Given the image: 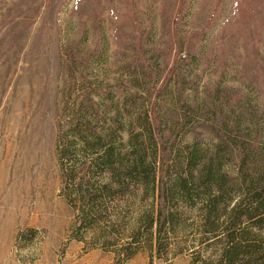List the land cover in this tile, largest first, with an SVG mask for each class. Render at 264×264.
Instances as JSON below:
<instances>
[{
  "label": "rangeland",
  "instance_id": "obj_1",
  "mask_svg": "<svg viewBox=\"0 0 264 264\" xmlns=\"http://www.w3.org/2000/svg\"><path fill=\"white\" fill-rule=\"evenodd\" d=\"M148 124L166 150L246 154L210 195L264 175V0H0V264H219L202 193L178 194L157 236L150 166L121 186L101 164L135 145L147 163ZM244 225L264 255V223Z\"/></svg>",
  "mask_w": 264,
  "mask_h": 264
},
{
  "label": "trees",
  "instance_id": "obj_2",
  "mask_svg": "<svg viewBox=\"0 0 264 264\" xmlns=\"http://www.w3.org/2000/svg\"><path fill=\"white\" fill-rule=\"evenodd\" d=\"M172 72L174 69L169 76ZM148 131L150 135L149 148H152V153L147 163H144L142 157V147L135 145L130 159L121 158L116 162L111 161L112 151L110 146H107L101 164L107 166L106 170L109 172H112L111 168L114 166L118 168L117 182L121 186L130 183L145 185L146 179L149 177L148 175L145 179V175L150 166L152 169L150 179L157 189L156 196L159 203V211L156 217L150 219V225L156 223L157 236L163 229L175 224L177 219L173 211L175 206L173 201L178 194L180 197L182 195L185 196L184 198L190 197L191 189L189 186L192 185L198 195L200 193L203 195L197 210L201 222L214 229V237L225 239V245L219 256V264L238 263L242 247L247 248L244 252L245 255L247 254L244 258L249 257L247 264H264V255L256 253L251 257V251L248 245H245L248 243H244L247 240V233H249L246 231L249 224L245 226L244 223H264V175L255 178L250 177L231 184L230 190H234L235 194L227 193L223 200L221 192L217 195H210L211 193H209L212 189L216 190V186L221 181V168L225 164H231L227 161L231 158L230 156L237 154L238 161L236 164L245 166L246 154L242 155L238 147H234L231 142H223L222 139L201 148L196 143L182 146L176 144L175 139H173L167 148V156L170 158L164 163V156L167 151L164 142L167 139L159 143L160 137L156 138L151 124H148ZM84 165L81 166V169ZM85 168L86 172L90 171V166H85ZM170 169H172L173 174ZM156 180L158 181L157 186ZM210 181H212L211 184H208ZM76 192L77 194L81 193L80 185ZM93 203L95 202L91 201V204L88 205L90 213L95 212ZM261 234L264 237V231ZM158 242L159 238L156 237L155 245ZM125 258H130V255Z\"/></svg>",
  "mask_w": 264,
  "mask_h": 264
}]
</instances>
